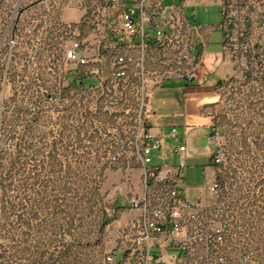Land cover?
I'll use <instances>...</instances> for the list:
<instances>
[{"label":"rangeland","instance_id":"obj_1","mask_svg":"<svg viewBox=\"0 0 264 264\" xmlns=\"http://www.w3.org/2000/svg\"><path fill=\"white\" fill-rule=\"evenodd\" d=\"M35 1L0 0V33L11 36L15 24L6 22L15 8ZM184 13L212 31L207 80L221 51L219 8L186 7ZM67 14L80 18L78 10ZM57 15L49 6L26 9L15 32L19 43L9 48L0 40V264H114L106 258L121 255L119 228L136 214L128 200L141 191V165L132 152L117 157L100 135L122 122L94 111L91 92L68 89L75 65L63 60L60 45L75 36L64 25L67 17ZM221 82L219 103L209 107L210 136L213 151L222 154L214 167L222 202L233 212L230 238L248 264H264L263 216L245 211L239 221L242 207L264 210V83ZM187 176L191 185L204 177L201 168L195 180Z\"/></svg>","mask_w":264,"mask_h":264},{"label":"built area","instance_id":"obj_2","mask_svg":"<svg viewBox=\"0 0 264 264\" xmlns=\"http://www.w3.org/2000/svg\"><path fill=\"white\" fill-rule=\"evenodd\" d=\"M165 1L96 0L93 7L84 0H37L26 9L49 6L61 17L78 10L79 20L64 19L75 37L60 45L63 60L75 65L68 89L91 92L94 111L122 122L100 135L112 144L117 157L132 152L141 165V191L128 200L136 215L119 228L122 264H248L246 253H237L230 238L232 209L222 202L218 174L205 173L206 181L194 186L196 195H191L184 184V145L177 148L181 153L177 166L153 163L152 151L162 145V137L150 130V97L154 88L170 80L192 85L203 73L212 31L205 35L185 15L186 7L219 8L218 58L230 65L224 78L227 86L241 80L264 83V0H178V5L170 0V6ZM26 9L15 8L6 22L15 28L11 36L1 34L5 46L19 43L15 32ZM123 36L129 42L124 43ZM133 36L138 43L131 40ZM46 43L42 38V49H47ZM132 48L136 57L128 52ZM58 80L62 82L61 77ZM171 135L175 137V130ZM214 139L211 134L210 142ZM221 162L222 154L213 151L211 164ZM115 257L108 255L106 260L114 263Z\"/></svg>","mask_w":264,"mask_h":264},{"label":"crops","instance_id":"obj_3","mask_svg":"<svg viewBox=\"0 0 264 264\" xmlns=\"http://www.w3.org/2000/svg\"><path fill=\"white\" fill-rule=\"evenodd\" d=\"M64 16L67 17L65 20L69 18L66 12ZM204 33L207 35L208 31ZM207 37L209 38V35ZM122 39L124 43L129 42L124 36ZM131 40L138 43L139 38L133 36ZM155 43L157 44L156 41ZM128 52L135 57L137 55L136 48ZM155 55L159 56L158 53ZM214 66L215 70L207 80H204V73L192 85H187L179 79L170 80L154 88L150 97L152 109L150 130L152 134L162 137V145L152 151L153 163L177 166L181 160V153L177 148L184 145L186 161L183 168L184 184L190 188L191 195H196L194 186H201L206 181L205 173L208 177L216 173L215 165L211 164L214 145L209 140L214 115L209 107L219 103V93L215 86L221 85V80L226 77L230 65L218 58ZM172 130H175V137L171 135ZM199 168L202 169L204 176L201 184L187 183V175L190 176V180H195ZM114 264H122L120 256L115 257Z\"/></svg>","mask_w":264,"mask_h":264},{"label":"trees","instance_id":"obj_4","mask_svg":"<svg viewBox=\"0 0 264 264\" xmlns=\"http://www.w3.org/2000/svg\"><path fill=\"white\" fill-rule=\"evenodd\" d=\"M0 38H1V33H0ZM74 83H75V80H74ZM222 85V84H221ZM251 192H249V194H250ZM234 206V205H233ZM232 206V207H233ZM239 209V208H238ZM240 210V209H239ZM242 212H241V214L239 215V217H241V218H239V221L240 222H242L243 221V218H244V216H245V211H247V214L250 216V213H252L253 215H255L256 216V214H257V216H263V221H264V210H263V212H257L256 210H254V208H253V206L252 205H249V208H248V206L246 207V208H243L242 207ZM262 213V214H261ZM250 228V227H249ZM251 234V236L252 237H254V235L256 234V232L254 233V232H249V235ZM256 237V236H255ZM263 243V245L261 246V249H263L264 250V241L262 242Z\"/></svg>","mask_w":264,"mask_h":264}]
</instances>
